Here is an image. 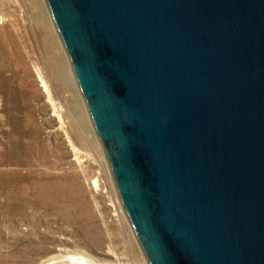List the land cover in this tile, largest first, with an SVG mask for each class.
Listing matches in <instances>:
<instances>
[{
  "label": "water",
  "instance_id": "95a60500",
  "mask_svg": "<svg viewBox=\"0 0 264 264\" xmlns=\"http://www.w3.org/2000/svg\"><path fill=\"white\" fill-rule=\"evenodd\" d=\"M148 264H264V0H47Z\"/></svg>",
  "mask_w": 264,
  "mask_h": 264
},
{
  "label": "rangeland",
  "instance_id": "374dc122",
  "mask_svg": "<svg viewBox=\"0 0 264 264\" xmlns=\"http://www.w3.org/2000/svg\"><path fill=\"white\" fill-rule=\"evenodd\" d=\"M33 2L0 0V18L21 22L15 44L0 35V264H66L75 254L148 264L87 102L86 110L74 100V92L85 97L70 54L63 41L70 65L55 56L48 20ZM39 70L63 108V126Z\"/></svg>",
  "mask_w": 264,
  "mask_h": 264
},
{
  "label": "bare ground",
  "instance_id": "6f19581e",
  "mask_svg": "<svg viewBox=\"0 0 264 264\" xmlns=\"http://www.w3.org/2000/svg\"><path fill=\"white\" fill-rule=\"evenodd\" d=\"M33 1L36 2L37 7H38V10L40 9L39 10V13H38L39 16L44 21L46 19L48 20L47 24H44L43 31H47V32L50 33L51 45L53 47L52 49L54 50L55 56H57V57L60 56L62 59L65 60L64 62H66L67 65L68 64L70 65L68 53H67V51L65 49V46L63 44L62 36H61V34H60V32H59V30L57 28V25L55 23V20L52 17V14H51L49 5L47 4L46 0H33ZM11 14L13 15V12L10 13V15ZM16 15H17V13H16ZM19 24L21 25L20 18H13V19H11L8 22V19L6 18L5 14H3L1 16V18H0V35L2 36V41L4 43L8 39H10L15 44V38H17L16 36L18 35V30L17 29L19 28ZM17 45H19V44H17ZM20 49H21V47H20ZM18 53H19V51H18ZM38 76L40 77V79L42 81V84H43V86L45 87V90L48 93V100L52 104L54 113L59 117V120L62 122V126H63V123H64L63 122V112H62L63 108H62L61 104L54 98V95H53L52 90L50 89V87H49V85L47 83V80L45 78V75L40 70L38 71ZM68 85H69V83L66 84V86H68ZM67 88H69V86ZM70 88H71V86H70ZM71 92H72V90H71ZM79 94L80 93H77L76 94L74 92V95H73L74 96V100L76 102L79 101L81 103V105L84 106V108L87 110L86 101L83 98V96H80L82 93L80 95ZM75 101H74L73 105H75V107L77 108V103ZM95 133L97 134L98 131H95ZM73 146H74V149L78 152V149L76 148V146L74 144H73ZM102 147L104 148L103 145H102ZM98 184H99L98 181L95 180V185H98ZM41 193H42V190H41ZM38 194H39V192H38ZM63 256L65 258V255H63ZM66 256H68V255H66ZM66 261H67L66 264H98L96 261H93L89 257H85L83 254L82 255H80V254L79 255L78 254L70 255V256H68V258H67Z\"/></svg>",
  "mask_w": 264,
  "mask_h": 264
}]
</instances>
